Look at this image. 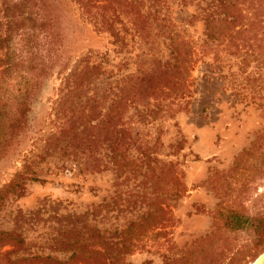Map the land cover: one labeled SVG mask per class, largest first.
I'll use <instances>...</instances> for the list:
<instances>
[{
  "label": "rangeland",
  "instance_id": "obj_1",
  "mask_svg": "<svg viewBox=\"0 0 264 264\" xmlns=\"http://www.w3.org/2000/svg\"><path fill=\"white\" fill-rule=\"evenodd\" d=\"M7 1L0 105L16 129L0 153V264H264V0H215L217 34L207 41L200 0H84V14L77 0H37L44 26L32 34ZM87 57L102 73L73 98L81 105L61 106L62 78ZM131 76L150 81L129 89L139 95L121 126L133 141L119 144L116 165L99 128L84 147L76 134L51 140L64 123L78 133L100 120L115 82ZM171 90L184 96L162 101ZM92 93L103 102L88 122L82 103ZM84 149L101 170L75 169ZM168 164L185 191L178 201L166 195Z\"/></svg>",
  "mask_w": 264,
  "mask_h": 264
},
{
  "label": "trees",
  "instance_id": "obj_2",
  "mask_svg": "<svg viewBox=\"0 0 264 264\" xmlns=\"http://www.w3.org/2000/svg\"><path fill=\"white\" fill-rule=\"evenodd\" d=\"M2 1H4L3 5L6 6L5 11H7L9 8L8 6L11 2H8L7 0H2ZM15 1L16 2L13 3L12 7L21 10L19 16L23 18L25 25L27 24V29H29V34H32L34 29L39 28L40 26L41 27L44 26L43 21L41 24H39L38 22L39 18H38V12H37L38 10L37 0H15ZM181 2L186 5L189 1L181 0ZM201 2L204 3L203 4L204 6L201 5ZM219 2L223 3L222 0H220ZM77 3L79 4L80 8L83 10V14L87 12L90 13V10L88 8V3L84 2V0H77ZM217 7L218 5H217V2H215V0H200L197 2V8L199 10V15H201L204 28L206 31V41L215 39L216 34H217V31H216ZM142 18L144 19V17ZM12 19L13 18L11 19L9 18V20L7 21L9 26L11 25L13 21ZM223 20H224L223 27L227 28V26L229 25V22H228V18L226 17V15ZM94 23H95V26L97 25V27L100 28L102 27L103 22H101L100 24V22H97L94 19ZM106 23L109 26L108 31L111 34L112 38L114 39L113 44L118 45L120 49L121 44L124 41V37L121 36L119 31H117L114 28L113 21L110 18L108 21L106 20ZM220 30L224 31L222 29ZM135 33L140 36V31L138 29L134 31V34ZM173 54H174L175 62H179V52L176 46H175V49L173 50ZM91 59L92 58L87 57V58L81 59L80 61H77L73 69H71L69 73L62 78L61 90L64 92V94H63V97L61 95L62 98H60V101H59V104L61 106H64V104H68L69 107H72L75 109L77 104L81 105L80 102L78 103L77 101H74L73 98H79L81 96V92L87 93V91L89 90L87 88V85L91 83V78L94 75L96 76L97 74L102 73L101 61H99L98 63L96 62L91 63ZM169 71L170 72L177 71L176 64H173L171 67H169ZM62 73L63 71L59 70L58 75H62ZM144 81L149 82L150 80L148 77L147 78L138 77L136 79L134 78V76H131L127 80L126 78L118 80L117 82H115L116 90L114 92V98L112 99L110 104L107 106L106 110H104L100 114V117H101L100 120H97V122L93 124L88 123L84 125L81 128V130H79L78 133L76 130H73L71 127H67L66 123H64L57 133L59 137L55 135L56 137L55 136L51 137V140H56L60 138V140L62 141V139L64 140V137H68V136H72L76 134L77 135L76 140L80 142L79 144L80 147L82 146L84 147V143H87L88 140L90 141L89 138H86L87 136L86 133L93 131V130H97V128H99L104 134L103 139L107 142V148L110 149V151L113 153L112 156L110 157L113 160L112 165L113 166L116 165L117 161L115 160V157L117 156L116 151L119 148V144L126 140L133 141V139L131 138V135L124 129V127L121 126L123 115L127 107L128 108L134 107L133 105L136 102V96L138 97L139 95L136 92H133V94L129 95L128 94L129 89L130 88L139 89L141 87V83ZM167 93L168 94L166 95V97L162 98V101L168 100V99L170 100L171 98L173 101H175L181 98L182 96H184L182 94L178 95L177 93H174V91L172 90L168 91ZM69 96L71 98V101L69 100ZM102 102H103L102 98H99V97L97 98V94L92 93L91 96L87 98L84 101V103H82V105L88 109V112H87L88 114H86V117H87L86 119L91 117L90 115H92V113L95 112V110L99 107V105L102 104ZM138 113H139L140 120L145 121V119L148 118L154 121L155 119L153 116H151L152 114H150L152 113V111H146V112L139 111ZM6 115H7V111L5 107L2 108V106L0 105V149H2V152H0L1 154L4 152L5 146H6L4 142H8L9 140L13 139V133L15 134V129H16V125H12V124L8 125L9 122L8 123L6 122ZM80 117H77V118H80ZM89 120L93 121V118L88 119V122ZM80 135H81V138H79ZM82 135L85 138H82ZM94 140L96 141V137H94L93 141H90V142L94 143ZM91 148L92 146L88 144V150H91ZM84 151L85 149L81 150L79 153L80 155L84 157L78 156L76 152L73 153V161H74L73 165L75 169H77L79 172L82 173V172H90V171H95V170L99 171L101 170V167H104L102 166L103 164H101V162L97 161L95 158L94 159L92 158L91 160L90 157H86L88 155H86L85 154L86 152ZM143 156L144 154H141V157ZM136 160H138V156L137 157L131 156L130 163L128 165H132L135 168H140L141 166L139 162H141L142 160L140 159L139 162H137ZM164 167L166 168V170L170 171V187L169 189H167L166 195L168 198H170V200L178 201L179 199L182 198L183 194L185 193L184 188L182 187V184L172 172L171 165L168 164ZM119 168L121 169L122 166L120 165L115 166V169H119ZM152 169L156 172L157 170L159 171L162 170L163 167L155 166ZM161 211L163 210L159 209V212ZM156 214L158 215V211L156 212V210L151 213H148L145 219L152 218V216H155ZM253 222H254L253 219H246L241 224V227L243 229L244 228L250 229L253 226ZM226 225L232 231H237L239 228V224H237V222H234L232 219L229 220L226 223ZM42 262L58 263V261L52 260L49 257L43 258Z\"/></svg>",
  "mask_w": 264,
  "mask_h": 264
}]
</instances>
